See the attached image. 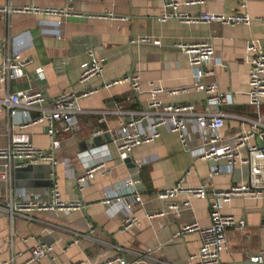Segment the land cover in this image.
Segmentation results:
<instances>
[{"label": "crops", "instance_id": "crops-1", "mask_svg": "<svg viewBox=\"0 0 264 264\" xmlns=\"http://www.w3.org/2000/svg\"><path fill=\"white\" fill-rule=\"evenodd\" d=\"M180 1L182 11L193 16L203 12L226 15L237 12L238 7L236 0H206L205 5H189L195 0ZM31 6H72L73 12L65 18L22 12ZM244 13L253 20L252 24L230 27L178 20L162 22L163 0H0V65L8 57L20 56L31 61L28 73L32 76L0 83V150L26 139L36 148L51 147L47 125L28 124L49 110V104L33 110L11 108L7 103L10 95L42 90L51 99L67 92L90 93L79 100V129L68 134L55 152V167L25 163L13 170L11 182L0 179V206L8 209L22 199L21 195L31 193L49 201L54 184L64 202L80 201L81 208L35 213L21 220L4 216L0 209V262H11L20 254L14 264H100L123 254L129 264H189V257L199 252L200 235L176 234L192 223L208 227L209 201L181 193L162 202L156 194L176 187L181 180L185 188L206 186L209 193L227 190L232 184H247L249 169L236 166L232 173L212 175L215 167L226 169L227 163L216 164L194 156L204 144L192 121L188 125L187 147L178 133L162 127L157 140L133 152V165L123 163L115 139L124 116L117 112L145 109L150 100L147 91L153 85L168 92L158 97L164 105L193 104L197 115L222 114L223 138L250 131L257 110L249 105L247 45L258 40L264 49V0H248ZM146 37L158 44L139 43ZM196 42L211 43L220 62L217 67L210 66L213 74L205 81L217 84L227 99L213 108L207 107L206 95L195 89L188 56L176 48V44ZM89 51L103 59V72L83 82L82 66L90 59ZM39 68L45 72L43 81L37 80L35 74ZM131 74L141 80L143 92L139 96L132 94L126 82L106 87ZM129 96L131 103L127 102ZM260 112L264 114V102ZM103 118L105 121L100 122ZM99 161L109 168V174L98 175L80 192L76 176ZM135 161L141 163L139 191L144 204L134 208L138 224L124 231L129 198L108 206L103 203V193L129 178L136 171ZM3 165L0 159V175ZM185 202L190 206L183 207ZM171 203L182 208L179 214L148 218L149 214L167 212ZM222 213L244 220L246 229L227 230V249L220 264H261L251 260L264 251V198H233L223 206ZM76 234L82 236L81 241L73 244ZM38 244L52 246L53 261L43 258L27 262L31 248ZM149 251L156 254L144 258Z\"/></svg>", "mask_w": 264, "mask_h": 264}, {"label": "built area", "instance_id": "built-area-1", "mask_svg": "<svg viewBox=\"0 0 264 264\" xmlns=\"http://www.w3.org/2000/svg\"><path fill=\"white\" fill-rule=\"evenodd\" d=\"M73 2L74 0H69ZM238 2L237 12L230 14H211L203 12L198 16H193L182 11L180 0H163V14L161 21L178 20L183 23H218L222 26L236 27L239 25L250 26L253 20L244 13L247 8L248 0H236ZM206 0H195L189 5H205ZM6 11V10H4ZM22 12H28L35 15L60 16L65 18L73 12L72 6L67 8H46L41 9L35 6L26 7ZM256 21H260L256 19ZM139 43L158 44L152 38H144ZM176 48L188 56L190 66L194 71L195 89L206 95L207 107L218 106L223 100H226L225 94L219 91L217 84L206 83L205 79L213 74L210 66L217 67L220 62L215 56L214 47L209 42H196L194 44H176ZM1 50V46H0ZM247 51L250 54V72H249V105L256 108L257 118L252 123V128L248 132L238 131L227 138H223L221 130L224 127V116L222 114H202L195 113L193 104L185 105H164L158 97L166 90L150 85L147 93L150 100L145 109L139 112L118 111L117 114L124 116L120 119L119 128L116 133L115 143L120 160L124 163H133L131 156L133 152L144 145L150 144L160 137V129L168 128L172 132L180 135L181 143L188 146L189 123L195 122L203 141V146L194 156L201 160H209L219 163H227L226 169L215 167L212 175H219L224 172L232 173L236 166H246L249 169V181L247 184H232L227 190H214L208 192L206 186L197 188L182 187L181 182L174 188L167 189L156 194V197L162 202H168L178 194L207 199L210 206L211 224L202 228L197 223L188 224L176 234L177 237H183L191 232H198L200 235L201 246L199 252L189 257V264H220L222 254L227 249V230L235 228L243 231L246 229L244 220H237L232 216L224 215L222 208L233 198H264V114L260 112V107L264 102V49L258 40H252L247 45ZM90 59L82 66L81 78L83 82L90 80L95 76H101L103 72V59L94 56L93 52H88ZM31 61L20 56L6 58L0 65V83L7 81H17L31 78L28 73V66ZM37 80H45V72L42 68L35 71ZM121 82H126L131 87L133 95H140L143 92L142 84L137 74H131L123 79L107 84L111 87ZM173 94L174 92H170ZM90 93L77 95L73 92L61 94L56 98H48L42 90L13 94L8 97L7 103L11 108L22 107L26 110L40 108L44 104H49V110L43 112L37 119L29 120L28 124H46L48 127V136L51 140L49 150L36 148L30 140L14 141L8 148L0 150V159L4 161L3 172L0 179L5 182H11L12 172L15 168L25 163H47L52 167L57 165L55 152L58 151L68 134H75L78 129L77 116L80 114V98ZM127 102H132V97L127 98ZM15 113L14 111L12 112ZM128 116V117H127ZM191 117V118H190ZM193 117V119H192ZM105 118L100 120L104 122ZM136 171L123 183L104 192L105 205H111L115 202H122L129 198L126 215L123 219L122 229L129 231L138 224V219L134 214V208L144 204L143 197L139 191L141 186L138 176V170L141 163L135 161ZM110 170L104 162H97L87 167L84 172L76 176L77 187L82 192L98 175L105 176ZM18 200L10 209L0 206L4 216L12 219L18 217L20 220L31 218L35 213H44L52 211H71L81 208V202L66 203L61 199L57 184L51 188V198L49 201H43L40 194H30ZM189 202H185L183 207H189ZM181 207L176 204H168L167 212L149 214L148 218L164 217L170 213L179 214ZM81 235L76 234L73 244L81 241ZM122 251V250H121ZM53 248L47 244H38L31 248L28 263H36L43 258H51ZM155 251H149L144 258L149 259ZM143 256V255H138ZM20 257V254L14 256L11 262H0V264H14V261ZM252 263H264V251L259 257L251 260ZM100 264H129L123 254L113 258H108Z\"/></svg>", "mask_w": 264, "mask_h": 264}]
</instances>
